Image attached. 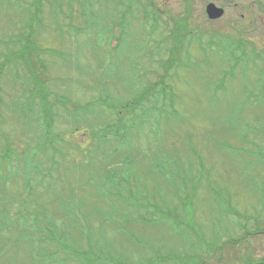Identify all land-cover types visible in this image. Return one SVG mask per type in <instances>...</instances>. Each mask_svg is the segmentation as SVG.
<instances>
[{
  "label": "rangeland",
  "instance_id": "1",
  "mask_svg": "<svg viewBox=\"0 0 264 264\" xmlns=\"http://www.w3.org/2000/svg\"><path fill=\"white\" fill-rule=\"evenodd\" d=\"M57 1L62 5L56 19L62 37L57 33L53 12H49L47 3L42 13L43 27H36L34 35L36 45L55 51V55L44 53L39 56L47 67L45 73H38L48 82L45 92L53 93L61 100H70L68 109L54 108L57 113L54 132L61 133L57 140L60 145L57 150L61 154H55L53 170L48 167L47 160H42L46 169H51L48 177L46 169L42 171L44 178L40 172L41 175H37L33 169L30 171L31 157H23L18 150L20 144L23 150L32 151L40 141L38 101L35 99L34 103L30 99L34 85L27 81L30 67L23 62L17 64L15 72L12 68L3 69L0 80V155L8 153L7 143L14 151L13 157H4V163L0 161V214L5 216L8 225H16L14 221L20 217L35 225L32 220L36 213L46 219V225L50 222L52 230L49 236L39 230L40 236H47V243L42 246L38 245L37 235L27 236L36 229L26 230L24 236L12 233L9 243L5 231L0 241V264H59L55 254L42 247L48 250L75 247L79 251L96 253L102 257L101 264H108L110 259L119 264H132V259L139 258L140 252L153 260L154 254L144 248L140 238L156 247L161 256L175 254L179 243L184 242L179 234L182 230H175L168 220H164L166 214L153 213V223L150 220L134 227L138 220L132 222V216L137 207L129 198L141 194L146 197L145 188L149 190V196L156 198L152 195L156 191L162 200L170 203L179 198L174 189L184 201L190 198L189 204L184 206V215L192 219L188 226L197 244L185 246L183 253L186 251L192 264L194 257L206 258L214 264L219 256L212 249L226 238L222 232L215 233L213 238L214 231L220 230H214L218 228L214 224L222 222V229L229 226L225 221L226 206L240 214L243 211L264 214V182L260 175L254 178L260 170L252 165H261L264 160L256 159L252 153H243V150L257 153L259 148L264 151V138L259 136L260 132L264 133V51L255 57H246L232 67L234 60L226 59L222 45L198 41V14L192 12L183 31L184 44L188 40L193 45L189 56H181L182 64L170 70L164 87L160 85L165 92H157L148 105L144 102L143 111L147 117L141 115L142 121L136 119L122 127L126 129V136L120 133L123 137L120 142L124 139L127 146L120 144V151L115 154L113 149L119 148V141L112 139L113 132L103 133V138L111 142H102L98 149L99 143L90 139V130L101 123L113 122L108 112L114 103L134 99L146 85L160 80L163 74L161 62L167 60L172 45L171 40L164 42L163 38L173 23L186 16L183 3L181 0H141V3H152L151 9L159 16V26L149 40L155 24L152 20L143 24L139 19L141 13H136L139 20L128 19L129 24L120 29L124 38L127 27L128 37L115 47L119 36L117 27H113L112 33L106 32L111 39H108L109 44L107 37H99L111 26L110 19L89 29L83 28L86 23L78 10L70 15L68 0ZM8 2H0V38L8 34L0 39V63L3 55L20 49L17 34L25 33V29L20 27L16 33L11 30L17 29L21 16L25 20L21 5L27 6L30 0ZM73 6L76 5L73 3ZM70 21L73 27L83 28L82 32L68 36ZM262 47L258 51L264 50ZM32 60L37 66L33 56ZM14 73L21 79L13 80ZM220 85L226 86L227 94L215 92ZM250 86L253 87L251 96L245 91ZM101 97L102 103L99 102ZM72 104L81 108L83 118L79 121L70 118L75 113ZM98 107L101 116H93L98 114ZM137 111L140 113L139 109ZM125 118L131 120L133 116L128 114ZM243 121L250 125V131H254L249 138L252 145L235 138V131H244ZM111 129L115 130V125ZM248 160L255 162L249 164ZM28 176L31 182H44L33 196L27 189L24 192L19 182V178L27 179ZM19 190L23 191V206L19 201ZM219 202L226 206L217 205ZM246 202H251L252 206H243ZM119 208L135 211L128 213L127 219L132 223L126 229L116 224L115 210ZM27 210L32 213L28 214ZM176 214L179 216V212ZM132 232L138 233V237L134 238ZM10 239L14 240L13 248L20 240L19 251L12 252ZM189 239L185 243L193 244ZM250 252L248 255L254 250ZM227 256L229 259L223 252L225 262H235L234 253ZM69 264L75 263L70 261Z\"/></svg>",
  "mask_w": 264,
  "mask_h": 264
},
{
  "label": "trees",
  "instance_id": "2",
  "mask_svg": "<svg viewBox=\"0 0 264 264\" xmlns=\"http://www.w3.org/2000/svg\"><path fill=\"white\" fill-rule=\"evenodd\" d=\"M21 1L22 0H15L16 3H20ZM0 2L9 3L8 0H0ZM46 3L48 4L49 12L50 13L53 12L55 28L57 29V33L61 34V37H62L63 34H62L61 26L56 20L57 12H60L62 10L61 9L62 5L57 0H30L27 6L21 5L22 14L25 16V20H23V16H21V20H19L20 23H17L19 25L17 29L11 30V32L16 33V31H18L19 30L18 28L20 27L25 29V33L20 32L17 34V42L20 45V49L19 51L15 53H9L5 56L1 55L3 61L2 63H0V80H1L3 69L8 70L12 68L15 72L17 64L20 65L23 62L28 64L30 67L28 69L29 78L27 81L29 83H33L34 85L33 91L30 93V99L34 103H36L35 99L38 101L37 103L38 115L40 117L41 122L37 123V128L39 130L38 135L40 136V141H39L38 147H36L32 151L30 149H28L27 151L23 150L20 144H18V147H19L18 150L20 151L19 154L23 155V157L25 158L31 157L32 164L30 165V168H31L30 171L33 169L32 171L37 175H41L42 171H45V169L47 168L44 166V163L42 161L43 159L47 160V162L50 163V166L48 167H51L52 170L55 167L54 156L57 153L59 154L57 149L60 148V145L58 144L57 140L60 138L61 133L54 132V126L56 124V118H57V113L54 110V108L55 106H61L64 110H66L68 109L67 105L70 104L69 99L64 100L62 98L63 100H61L59 97H57L53 93L51 94L46 93L44 88H47L48 82L43 81L42 78L38 76L39 72L45 73L47 71V67L44 65V61L40 60L39 56L44 53H53L55 55V51L50 50V49L41 48L39 45H36L35 40H34V35L36 33L37 28L43 27L42 13H43L44 5ZM73 3L76 5L75 7L73 6ZM10 4L12 5L13 3L10 2ZM66 4H67V7L69 8L70 15L74 14L75 10H78L79 14L83 18V21L86 23V26H84L83 28L89 29L92 26L97 25L98 23L100 24V22H102L103 20L110 19L111 26L107 27L105 31L100 34L99 37H103V36L107 37L106 32L107 34L112 33L113 27H117L119 29V36L116 38L117 43L115 47H117V45L121 42V40L127 39L128 34H129L127 31V27H126V37L124 38L122 37L120 29H122L123 26H125L126 24L127 25L129 24L130 21L128 19H138V17H135L134 15L136 13H141V17L139 19H141V22L143 24L147 23L149 20H152L155 24L154 28H152V31L149 33L148 39L150 38L151 34L156 30L157 26H159L158 24L159 16L157 13H155L154 10L151 9L153 5L150 1L149 2L147 1L146 3H141V0H68ZM183 13H186V16L180 19L179 21H176L175 23H173V26L171 30L169 31L168 35H166L163 38L164 42H166L167 40H171L172 45L169 50L167 60L164 62H161L163 74L162 76H160V80L157 81L156 83L158 86L156 87V84L146 85L144 89H142L137 94L136 98L130 99L128 101L114 103L115 105L112 106L108 112L110 116L112 117L113 122L110 121V123H107V124L106 122L101 123L96 129L90 130V139L92 141H97L99 143L98 147L96 148L99 149V146L103 145L102 142H106V141L107 143L111 142L103 138L104 132L105 134L106 132L108 134H111V132H113L114 137L112 139H116L117 141H119V148L113 149V151H116L115 154H117L118 151H120V144L127 146V141L125 143L124 139H123V143L120 142L122 141V138H123L122 136H120V133H124L125 135V130H126L125 128H122V127L126 126L131 121H135L136 119L142 121L141 117L143 116L144 118V116H146L143 111L144 102L146 101L145 104L148 105L150 103V98H152L157 92H162V94L163 92H165V90L160 88V85L164 87L163 84L165 85V83L167 82L166 77L169 75L170 70L172 68H177L178 66L182 64L181 56H184V54L186 56L187 55L189 56V50L192 48L193 45L191 44V41L188 42V40H187V44H184V41H183L184 32L183 31L185 27L187 26V18L190 19L191 12L189 10L184 9ZM126 15L127 17L128 16L129 17L127 18ZM70 23L71 21L67 25L68 26L67 27L68 36L72 37L70 33L76 34V33L82 32L81 30L83 28L73 27ZM7 35L8 34H5L2 37H5ZM108 39L109 38L107 37V42L109 44L110 43L109 40L111 39L109 40ZM96 42H93V43H96ZM178 54H180V58H178ZM32 56L35 58L37 66L33 64ZM239 62L240 61L234 60V64L232 65V67H235L236 63H239ZM13 78H14L13 80L21 79L19 78L18 75L15 76V73H14ZM220 86L222 88V85ZM216 90H220V89H216ZM222 91L224 94L228 93L227 88H225ZM1 93H2V90L0 87V101H1ZM49 97H51L53 100L52 101L49 100L48 99ZM102 98L103 97H101L99 101L101 103L103 102ZM72 106L75 110V113L72 116H70V118L72 117L74 121H79L81 118H83V115L80 113L81 108L77 104H72ZM30 108L33 109V106L31 105ZM138 109L140 113H138L137 111ZM97 113L98 114H94L93 116H98V115L99 117L101 116V114H99L100 107H98ZM128 114H131V116H133L131 120L125 118V115H128ZM148 114H150L149 116L152 115L149 112ZM112 125H115L116 127V129L113 131L111 129ZM243 129L246 131H249L250 126H245L243 127ZM96 130L98 131V134ZM251 133H254V131H249L245 133L243 137L241 138V141L243 143H247L248 145H252L251 142L249 141V138L251 137ZM259 136L264 138V133L260 132ZM125 140H127V138H125ZM48 150L51 151L52 154L48 153L47 152ZM7 152L8 153L6 155L4 153L0 155L1 163H4V157L6 156L13 157V152H14L13 148L8 143H7ZM243 153H247L248 155L252 153L256 157V159L262 160V161L264 160V151H262L261 148L258 149L257 153H253L250 150H243ZM39 156H41V159ZM15 157L19 158L18 154H16ZM254 162L255 161H250V162L248 161L249 164H252ZM19 164H21L20 161H19ZM252 165L253 167L255 166V164H252ZM47 172H48V175H46V177L50 175L49 173H51V169L47 170ZM183 174H185V169H184ZM44 175L45 174L43 173L42 174L43 178L45 177ZM260 178H263V182H264V168H261V167H260ZM19 182H20V185L24 187V192L27 189L30 196H33L32 195L33 192L37 194V192H39L41 189V185L44 183L42 181L40 182L37 181L35 183L31 182V179L29 178V176L27 177V179L19 178ZM145 191H146L145 193H147L146 197H143V194H141L138 197L135 195L136 198L134 196H131L129 198V200L134 201V204L137 207L136 212L131 209H129V211H127V209L122 211L120 208L119 210L117 209L115 210L117 226L122 225V226H125L124 228L126 229V226L129 223H132L138 220L137 224L134 227H139L140 225H143L145 224V222L150 221V220H151L150 223H153L152 220H155L153 219L154 218L152 215L153 213L166 214L167 217L163 218L164 220H168L170 225H172L175 230H179V231L183 230L185 233V236L187 235L190 238L189 240H194L191 230L189 229L190 226H188L192 219L187 217L188 215L186 214L184 215V206L189 204L190 198L188 197L187 200L184 201L178 194V190L174 189L173 192L176 193V195L179 198H175V202L170 203L168 200H162L161 196L156 191L152 194V195H155L156 198L151 197V195L149 196L148 195L149 190L147 191L146 188H145ZM220 193L221 192H219V194ZM22 196H23V191L19 190V201L21 203V206H23V203H24ZM177 206H178V209L176 208ZM22 208H23L22 212H24L25 206ZM138 208H140L141 210H138ZM130 212H135L132 216L134 219L132 222H129V220L127 219V215ZM178 212H179V216L176 214ZM27 213L31 214L32 212H29L27 210ZM33 215H34V220L32 221L36 222L38 227L35 226L36 224L34 225V223H30L28 220L25 221V217L17 218V221H14L16 225L14 224L8 225L5 223V216L1 213L0 214V241H2V238L4 237L3 233L5 231L8 232L7 242L9 243V237H13L12 233H17V234L24 236L26 230L33 231L36 229L35 232H31L27 236L37 235L39 237L38 239L39 246H42L43 243H47L46 241L47 236L46 235L40 236L39 230L43 231L44 233H47V235L49 236V232L50 230H52L50 226V222H47V225H46L45 223L46 219L43 220L36 213H34ZM132 234L134 238L138 237L137 236L138 233L132 232ZM140 239L144 243V248L148 249L150 253L155 255V257L153 258V260H151L150 257H148V255H145L144 253L142 254V252H140L139 258L132 259V264H134L135 262H138L135 264H178L182 260L181 253L183 250H181L180 246H179L178 252L176 251L175 254H170L167 257H165V255L164 256L160 255L159 250L156 247H153L152 245H150L148 242H146V240H143L142 238ZM14 244H15L14 240H11L12 252H14L13 250L15 249L19 251L20 245H21L20 240L17 241L15 248H13ZM42 249H45L46 251H49V252H53L55 254L54 256L56 257V261L59 264H69L70 261L74 262L75 264H93V263L101 264L102 263V257L98 256L99 254H96V253L94 254L88 251L87 252L79 251L75 247L65 248V249L58 248L55 250H48L42 247ZM0 252H1V247H0ZM69 254L72 257H67V255ZM107 263L108 264H119V261L110 259V261Z\"/></svg>",
  "mask_w": 264,
  "mask_h": 264
},
{
  "label": "flooded vegetation",
  "instance_id": "3",
  "mask_svg": "<svg viewBox=\"0 0 264 264\" xmlns=\"http://www.w3.org/2000/svg\"><path fill=\"white\" fill-rule=\"evenodd\" d=\"M181 2L184 6L183 12L185 9L198 14L196 21L198 40L213 46L216 43L222 45L220 47L226 59L241 61L264 51H258L263 49L262 45L264 46V0H181ZM209 6H212L218 15L210 18L207 12ZM261 196L263 197V194ZM242 205L252 206L251 202ZM228 209L233 210L230 207ZM234 214L226 215L225 221L229 226L226 225L222 229V222L214 224L218 225V228L213 229L220 230L214 231L213 238L217 232H222L226 236L224 241L221 239L212 249L219 256L216 257L214 264H228L223 260V252L226 258L228 253L235 254V262L231 264H264L262 253L264 252L262 240L264 214H246L244 211L242 214ZM193 242L191 246L197 244L196 237ZM181 250H186L185 242ZM252 250L254 253L248 255ZM183 251L182 260L178 264H192L190 258L186 256V251L184 253ZM193 264H210V262L206 258L201 260L194 257Z\"/></svg>",
  "mask_w": 264,
  "mask_h": 264
},
{
  "label": "water",
  "instance_id": "4",
  "mask_svg": "<svg viewBox=\"0 0 264 264\" xmlns=\"http://www.w3.org/2000/svg\"><path fill=\"white\" fill-rule=\"evenodd\" d=\"M207 12H208V15H209L210 18H211V16H216V15H218V14L215 13V10H214V8H212V6H209V7L207 8Z\"/></svg>",
  "mask_w": 264,
  "mask_h": 264
}]
</instances>
